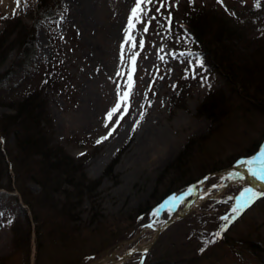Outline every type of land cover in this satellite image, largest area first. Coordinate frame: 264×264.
<instances>
[{"label":"rangeland","instance_id":"rangeland-1","mask_svg":"<svg viewBox=\"0 0 264 264\" xmlns=\"http://www.w3.org/2000/svg\"><path fill=\"white\" fill-rule=\"evenodd\" d=\"M187 1L154 0L148 5L151 11L145 23L155 19L147 33L143 24H137L135 49L125 44L135 0H90V7L87 2L71 7V0H61L58 13L39 22L35 21L38 0L0 7V35L15 19L21 26H34L37 54L31 59L35 66L59 59L66 79L62 88L46 93L52 142L74 159L84 158L86 178L100 182L93 200L83 198L71 221L56 216L45 203L35 204L44 223L38 234L25 200L39 197L40 187L29 182L28 176L21 183L24 168L16 182V167L8 153L12 151L15 158L14 140L10 136L6 142L0 135V264H87L104 256L111 259L103 264H111L140 246L148 247L156 229L186 212L196 195L185 192L194 190L206 175L264 153V115L258 110L260 102L252 101L255 85L248 91L239 88L232 76L211 70L197 53L176 49L187 47L190 41L181 11ZM191 1L220 13L232 27L236 26L233 12L242 16V11L255 10L258 2L264 10V0ZM161 3L165 6L157 12ZM169 16L179 31L172 32ZM251 36L245 35L234 49L247 60L249 53L260 54L262 62L257 63L264 64V35L255 41ZM135 52L139 56L131 106L122 120L117 114L109 122L107 113L117 103L118 93L127 90L130 58ZM15 58L13 50L0 62V72L7 71ZM20 82L13 79L0 88L5 103L24 94L26 87L17 85ZM212 87L223 88L230 99L229 114L219 124L196 112ZM263 87L262 83L264 94ZM13 112L0 106V118ZM189 140L197 145L188 160L185 180L194 183L183 187L181 182L177 185L181 188L162 206L136 222L126 221L122 216L146 202L159 174ZM260 140L257 152L248 157ZM114 161L112 173L106 175ZM255 173L240 168L211 178L188 215L163 229L143 257L142 252H135L122 264H264V171ZM92 202L101 216L92 215ZM25 218L30 221L29 246L19 244L13 250L11 226ZM250 243L259 246L257 255Z\"/></svg>","mask_w":264,"mask_h":264},{"label":"trees","instance_id":"trees-1","mask_svg":"<svg viewBox=\"0 0 264 264\" xmlns=\"http://www.w3.org/2000/svg\"><path fill=\"white\" fill-rule=\"evenodd\" d=\"M60 3L61 0H38L35 21L39 22L53 17L58 13ZM257 4L259 7L256 6L255 10L242 11L244 14L242 16L233 12L236 26L232 27L226 23L220 13L207 10L188 0L184 4L185 6H182L181 11L182 21L187 27L186 32L190 41H188L187 47L178 46L176 49H181L186 53L188 51L197 53L200 61L211 70L217 71L221 76H232L239 88L248 91L255 85L252 101L260 102L261 105L258 110L264 115V94L262 91L264 64L257 63L262 62L259 60L262 56L255 52L249 53L247 60L239 53L240 51L234 49L235 44L241 43L244 36L249 33L252 35L251 41H255L259 36L264 35V10H262L260 2ZM172 22L170 24L172 32L179 31ZM7 28L8 30H4L0 35V62H4L13 50L16 53V58L7 71L0 72V88L13 79L21 81L17 85L21 86L23 83L22 87L26 88L24 94L18 98L10 97L7 103L4 102L6 97L0 96V106L9 107L14 111L13 114L0 118V135L6 142L10 136L14 140L15 158L11 154L12 151L8 153L12 158V164L16 167V182H20V174L24 168L23 178L25 179L21 183H26L25 180L28 176L29 182H34L40 187L41 195L39 197L25 200V204L33 212L34 219L38 224L37 233L39 234L44 223L40 221L35 204L45 203L56 212V216H63L64 220L71 221L70 218L74 214L76 215V210L81 207L83 198L93 200V193L100 182L90 181L86 178L83 168L84 158L76 160L62 146L52 142L53 131L47 112L46 93L50 89L62 88V83L66 79L59 59L54 58L52 63L46 66H35L31 59L37 54L34 26H21L20 22L15 19ZM13 34H15L14 40L9 43L8 38ZM188 44L193 49H190ZM228 81L231 83L232 80ZM227 93L221 87L210 88L196 108L197 115L207 117L213 123L219 124L230 111V99L227 97ZM260 143L261 140L256 143L248 157L257 152ZM196 145L197 141L189 140L183 146L179 154L159 174L154 191L146 202L129 214L122 216L126 221L131 223L135 220L136 222V220L144 218L153 209L162 206L181 188L177 186L181 182L183 187H189L194 183V181L185 180V177L190 170L188 160ZM1 159L0 166L3 164V159ZM115 163V161L112 162L106 175L112 173ZM166 181L167 183H165ZM159 187L162 188L161 192H158ZM61 197L62 199L59 201ZM92 206V215L94 217L101 216L97 211L95 202H92ZM25 219L24 223L18 222V220L14 221L11 226L14 234L12 239L13 250L16 247L19 248L21 244L24 247L29 246L30 221ZM92 221H95V218H92ZM41 242L43 243V241ZM249 245L254 254L257 255L259 246L256 243ZM262 262L264 261L262 260Z\"/></svg>","mask_w":264,"mask_h":264},{"label":"snow or ice","instance_id":"snow-or-ice-1","mask_svg":"<svg viewBox=\"0 0 264 264\" xmlns=\"http://www.w3.org/2000/svg\"><path fill=\"white\" fill-rule=\"evenodd\" d=\"M154 3V0H135V5L131 9L130 16L128 18V24H127V30H126V39L125 44L129 45V47L135 49L137 47L136 45V38L134 36V32L136 31L137 24H143V32L147 33L148 29L151 25L152 19H155V17H151L148 19L147 23H145V17L148 16V13L151 11V9L148 7V5H151ZM17 7L20 6V0H16ZM165 5L164 3L160 4V7L156 9L157 12H160V8H163ZM259 7V4L256 5ZM169 21V24L171 22L170 16L166 18ZM141 47H143V42H141ZM162 51V50H161ZM139 56L138 52H135L132 54L130 58V64H129V72L127 74V90L123 91L122 93H118V100L117 103L113 106V108L107 113V119L109 122L112 121L113 116H116L119 114L118 119L122 120L125 115H127L128 108L131 106V96L133 94V89L135 87V80H134V73L136 71V59ZM164 57H160V59H163ZM121 75L123 73H120ZM107 126V125H106ZM114 131V129H113ZM102 139H107V137H104ZM100 141H98L99 143ZM245 163L252 165V164H260L261 166H264V153L261 154L259 158H253L251 160L246 161ZM253 174L255 175V170H253ZM255 195V194H253ZM173 199H176L175 197ZM159 210H157L158 212ZM224 219H227L225 217Z\"/></svg>","mask_w":264,"mask_h":264},{"label":"water","instance_id":"water-1","mask_svg":"<svg viewBox=\"0 0 264 264\" xmlns=\"http://www.w3.org/2000/svg\"><path fill=\"white\" fill-rule=\"evenodd\" d=\"M240 168H245L247 169L248 171H253L255 170V172H262L264 171V167H260V166H253V165H249L245 162H242V163H239L237 165H234L228 169H224V170H219L217 172H213V173H210L208 175H206L202 180H200L198 186L194 189V190H189L185 193H189V192H192V191H195V198L192 200V202L188 205L187 209H186V212H184L181 216L177 217V218H170L168 219L166 222H164L158 229L155 230V237L154 239L148 243V247L144 246V247H138L136 250H132L130 251L127 255L125 256H122L119 258V260H113L111 264H122L124 262H126L129 258V256L135 252H142L141 255L142 257L145 255V252L146 250H148L150 248V246H152L158 236L162 233L163 229H165L166 227H168L169 225H171L172 223H174L175 221L179 220V219H182L184 218L186 215H188L190 213V211L192 210V207L194 205H196L197 201H198V196L200 194V190L206 185V183L213 177L215 176H221V175H225L227 172L230 173V172H234ZM144 249V250H143ZM106 259H111V257H102L101 259H98V260H94V261H91L87 264H103L104 260Z\"/></svg>","mask_w":264,"mask_h":264},{"label":"bare ground","instance_id":"bare-ground-1","mask_svg":"<svg viewBox=\"0 0 264 264\" xmlns=\"http://www.w3.org/2000/svg\"><path fill=\"white\" fill-rule=\"evenodd\" d=\"M79 1V2H78ZM89 1L90 0H71V7H72V5L73 6H76V5H80V7L81 6H84L85 5V3L87 2V6H89ZM16 3V0H0V7H11V6H13L14 4ZM90 7V6H89ZM86 11V10H85ZM87 13H88V11H87ZM86 15V14H85ZM88 16V15H87ZM228 173V172H227ZM226 173V174H227ZM225 174V175H226ZM140 247H144V246H140ZM144 250V249H143Z\"/></svg>","mask_w":264,"mask_h":264}]
</instances>
